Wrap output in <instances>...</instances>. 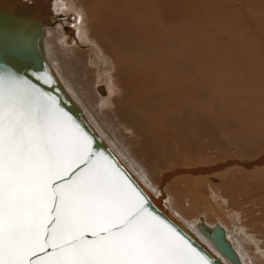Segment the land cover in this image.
I'll return each mask as SVG.
<instances>
[{"label": "rangeland", "instance_id": "obj_1", "mask_svg": "<svg viewBox=\"0 0 264 264\" xmlns=\"http://www.w3.org/2000/svg\"><path fill=\"white\" fill-rule=\"evenodd\" d=\"M65 1L67 5L74 6L72 8H75L76 16L67 21L62 16L63 13H61L60 15L62 18L59 16L58 20L55 19L59 22V26L56 27V29L60 30L58 31L60 41L62 45L76 50L78 55L82 58L84 57L82 63L88 71L86 73V92L90 94L91 88H93L94 85L98 86L96 87V92L99 95L98 97H100L101 104L105 106L103 107L107 114H112V122L116 134L120 139L126 141L130 149L129 154L133 156L135 161L138 162V165L147 173L148 180L141 182L142 186H144V188L147 187V189H151L150 187H152L153 192L157 193L159 189H157L156 185L159 184L165 172L168 173L174 168L187 169V171L196 173L192 174L191 172H187L184 176L173 178L163 189V192L167 194L165 199L171 207L168 211L172 213L174 217L182 218L185 222L199 214H203L204 210L206 213L208 212V214H210V217H226L229 209L232 210L235 208L236 210L235 206L233 207L230 205H228V207H231L229 209L226 208L227 205L223 209H219L218 205L222 203L214 200L216 196L220 198L224 196L226 197L224 198L225 200L230 198L231 201L237 203V207L240 208L242 212L247 215L249 212L248 218L243 219L245 224L249 225L257 214H260L259 216L264 215V212H259V209L264 205V197L260 195L259 197L255 196L258 191L256 193L255 191L251 192V189H254L257 184H261L260 178L256 179L255 176L251 177L247 174H245V176L244 173L241 174V169L237 168L233 170L226 168L221 169L214 179L209 176L210 174L197 176V174H200L203 170L202 168L218 164L224 165L225 167L227 164L226 162L242 161L245 157L251 160L249 156L256 159L264 155L262 152L264 150V143H262L263 149L256 152L253 151L251 147H242L237 144L236 141V135L242 132L241 138L244 141H248V143H252L254 136L247 135L246 133L249 128V120H252V118L254 119V117L260 120L258 126L260 129L263 128L260 134L262 135V140L264 139V120H261V116L264 114V88H261L262 85L260 82L262 79L264 81V0H165L166 3L163 4L166 7V13H162V16L159 17L161 20L155 19V22L159 21V23L161 22L164 26H161V24L159 26V24H157L158 22H156V26L159 27L147 29L145 26L146 24H140V28L135 32L143 35L140 38L142 45L150 48L151 53L160 57L161 61L167 60L166 53L170 54L172 49L173 53L180 51L178 47L179 41H182V43L187 46L189 54H194L189 56V67L185 69L186 72L184 77L187 76L188 78L189 93H186L188 96L187 103L183 106V110L186 109L188 114H184L185 119H189L190 116L192 117L195 115L201 118L200 124L197 126L196 130L193 131L194 133H185L186 131H180V129L176 131V129H174L173 131L170 130L166 136L161 137H158V135L155 134L156 132H150L151 130L147 128L149 127L147 113L149 112L153 115L157 114V117L162 121L161 117H164V114H162L164 113L163 107L159 108V106H155L152 108L151 106L152 109H148L147 105H142V107H140L141 110H139L141 111L140 113L136 112L133 107H129L126 96L122 94V82L124 79L122 76L117 75L113 59L108 58L107 53L110 52L107 48L106 50L99 48L104 46L102 44L100 45L97 40L96 42L98 43L96 45L95 39H93L92 46L89 40L90 37L87 35V30H83L85 29L83 18L87 15L83 11V7H87L90 16L98 19L99 23L103 26L101 21L103 10L98 8L103 6H94V1L90 2V0ZM67 8L71 7H66V9ZM76 8L79 9V12L76 11ZM167 13L170 14V18ZM164 14L166 15L164 16ZM162 17H166V19H162ZM144 20H146V18H144ZM168 20L171 21L170 24ZM111 21L112 20L108 19V22ZM132 24L129 30L133 29ZM84 31L86 32L84 33ZM90 33H92L90 34L91 36L96 34L94 31ZM118 33L121 39L115 43L116 45L125 44L130 37L133 36L129 31H118ZM79 37L87 41H82ZM170 37L173 39L172 42L176 41L177 43H170ZM84 42L89 43L84 44ZM160 42H163L166 48H161L159 46ZM171 45L174 48H172ZM45 46L46 52H51V43L48 39L45 41ZM90 50L95 56L93 57L92 55V59L79 53H88ZM94 50L97 53H94ZM178 53L177 55L181 56V52ZM101 54L104 55L105 62L101 60ZM152 57L157 60L155 56ZM107 58L110 61L109 64L106 62ZM251 60L252 63H250ZM174 63L180 64L179 60L176 58L172 59V64ZM100 70L101 72H99ZM197 71L202 73L201 78V73L199 74ZM249 72L258 73L259 75H252L253 78H251ZM113 73H116L115 77ZM256 76L261 78L258 80L257 86L251 84V82L257 79ZM212 80L214 81L211 83L210 81ZM101 85L103 87H109V91H100ZM196 87H200L199 92L195 90ZM202 87L204 88L203 90H201ZM79 88L81 89V87ZM68 89L73 93L75 92L80 98L76 85L71 84V87ZM73 93L71 94L73 95ZM198 97H200V100ZM188 99L192 100L189 101ZM81 103L83 104V102ZM193 110L196 112L192 113ZM121 111H125L127 114L133 112L136 116H139L137 117V124L134 126L137 129L136 131L129 130L127 134H124V127L131 125L132 120L128 119L126 121L125 116H121ZM163 119V122H168L165 118ZM92 120L94 121L95 119ZM163 122L160 124L161 122L158 123L156 119V124H160L158 127H162ZM253 123L256 124V122ZM219 132H221L223 136L219 134ZM256 132L257 136H260L258 135L260 131ZM149 134H151L152 137ZM173 135L174 137H172ZM218 135H220V137ZM223 137H228L227 140H229V143H232L228 145L229 143H225L226 139ZM171 138H175V140ZM220 139L223 141L222 144L217 142ZM224 167L220 166V168ZM259 167L263 169V174L264 166ZM235 186L239 188L244 187L240 190L238 188L237 193H235V199H233L230 190ZM247 186H253V188L249 187L247 189ZM227 188L230 190L227 191ZM187 209H191L192 213H190V215L188 214L189 216L186 217L183 213L186 212ZM208 209H211V211H208ZM173 212L175 214H173ZM251 214L252 216H250ZM258 225V231L255 235H257L256 238L258 241L262 240L261 243L263 244L264 224L262 225L259 223Z\"/></svg>", "mask_w": 264, "mask_h": 264}, {"label": "snow or ice", "instance_id": "obj_2", "mask_svg": "<svg viewBox=\"0 0 264 264\" xmlns=\"http://www.w3.org/2000/svg\"><path fill=\"white\" fill-rule=\"evenodd\" d=\"M51 86L47 73H33ZM50 250V251H49ZM42 254V255H41ZM0 264H207L60 107L0 70Z\"/></svg>", "mask_w": 264, "mask_h": 264}, {"label": "bare ground", "instance_id": "obj_3", "mask_svg": "<svg viewBox=\"0 0 264 264\" xmlns=\"http://www.w3.org/2000/svg\"><path fill=\"white\" fill-rule=\"evenodd\" d=\"M92 1H94V6L96 5L103 6V7H98L101 10H103V15L101 16V19H102L101 21H102L103 26L101 25V23H99L98 19H95L93 16L92 17L90 16V12L87 10V7H83V11L88 15V16L85 15L84 16L85 18H83V20L85 21V22L83 21V24H85V29L83 30H87L88 34L87 33L86 34L88 35V37H90L89 40L91 41L92 46H93V43H92L93 39H95V42L97 40L100 43V45L102 44L104 46V47H99V48H103L105 50L107 48V50L110 52V53H107L108 58L113 59V61L115 62L114 68L117 72V75L122 76V78L124 79L122 82V87H123L122 94L126 96L127 99L126 98L125 99L129 103L128 106L133 107L134 110H136V112L138 113L141 112L139 110H141L140 107H142V105L144 106L147 105L148 109H152L155 106L156 107L159 106V108L163 107L164 113L162 114H164L163 118H165L166 121H168L167 123L163 122L164 119L162 117H161L162 119L161 121L160 118L157 117L158 116L157 114L153 115L149 112L147 113L149 115V117L147 115V122L149 124V127L147 128L150 129L151 130L150 132L152 133L156 132L155 134H157L158 137L166 136V134L169 133L170 130L173 131L174 129H176V131L178 129H180V131H186L185 133H188V132L192 133L194 130H196L197 126L200 124L201 118L200 117L198 118L197 116L194 115L192 117L190 116L191 120L190 118L185 119L184 114H187V111L186 109L183 110V106H185L187 103L188 96L186 95V93H189L188 78L187 76L184 77L185 72H186L185 69H188L189 67V60H190L189 56L194 55V54H189L187 46H185L184 43H182V41H179V45L178 44L177 45L180 50L178 52H181L180 53L181 56L177 55L178 52L177 53L174 52L176 53L174 54L173 49H172L170 54L166 53L167 60L161 61L160 57H157L156 55L151 53L150 48L142 45V41L140 38L143 35L135 32L138 28H140L139 27L140 24H146L145 26L147 27V29H150L151 27H159L161 22L159 23V21H156L158 22L157 24H159V26H156L157 24L155 22V19L161 20V18L159 17L162 16V13H166L167 11L166 7L163 4V3H166V1L165 0H90V2ZM41 6L44 10H46L47 12L46 15H49L50 23H51L46 28V37H45L51 43V52L49 53L46 52L47 61L49 62L50 66L54 70L56 76L59 78L62 85L66 88V90L71 95L75 103L78 105L80 110L83 112L87 122L92 126V128L96 131L99 137L106 143V145L109 147L111 152L120 161V163H122V165L128 170L131 176L143 188V190L148 195V197L151 199V201L154 203V205L158 207L166 215L170 216V218L178 221L179 223L184 225L186 228H188L190 231L196 233L198 237L202 239V241H205L206 243H208L211 249L215 253H217L221 262H224L225 264H233L226 257L225 258L227 260L224 259V256L218 253L212 247V245H210L209 241L201 235V233L198 230V225L200 223H205L210 227H213L216 224H220L226 232L227 239L232 243V246L234 247L235 251L239 254L240 259L243 264H264V243L263 244L261 243L262 240L258 241V239L256 238L257 235H255L256 232L258 231L257 230V228L259 227L258 224L259 223H261L262 225L264 224V215L259 216L260 214L259 215L257 214L249 225L245 224L243 222V219L248 218L247 216H249V212H248V215L242 212L240 208L237 207V203L231 201L230 198H227L225 200L224 198L226 197L223 196V198H220L215 195L216 197L214 200L216 202L220 201L222 203V204L219 203V205L217 204L219 209H223L224 207H226V205H227L226 208L229 209L231 207H228V205H230L233 207L235 206L236 210L235 208L232 210L229 209L227 211L226 217H221V216L210 217V214H208V212L206 213L204 210L203 214H199L197 216L193 215L195 217L185 222L182 220V218L174 217L172 213L168 211L169 209H171V207L168 204L167 200L165 199L167 197L166 196L167 194H165L166 192H163V189L166 186V184L169 183L170 180L173 178L175 179V178H179L180 176H184L187 174V172H191L192 174L196 173L193 171H187V169L174 168V169H171V171L168 173L165 172L166 174L165 173H164L165 175L163 174V176L161 177V180L159 181V184L156 185L157 189H159V192H157L158 194L156 192H153L152 187H150L151 189H147V187L144 188V186H142L141 182H143L144 180L146 181L148 180L147 173L142 169L140 165H138V162L135 161L133 156L129 154L130 149H129V146L126 144V141H124L123 139H120L119 136L116 134V131L114 129V125L112 122V114H109V115L107 114L106 110L104 109L105 106L101 104V100L99 99L100 97H98L99 95L96 92V87L98 86L94 85L93 88H91L90 94H87L86 92V87H87L86 73L88 71L85 69L82 63V59H84V57L82 58L80 55H78L76 50L70 49L62 45V42L60 41V38L58 36L59 35L58 31L60 30L56 29V27L59 26L58 24L59 22L56 21L55 19L58 20L59 16L61 18L63 16L64 19H66L67 21L70 19H73L74 16H76L75 8H72L74 6L67 5L65 0H41ZM62 7H65V8H62ZM66 7H71V8L66 9ZM76 11L79 12V9L76 8ZM61 13H63L62 16L60 15ZM165 15L166 14H164V16ZM169 15L170 14H168V16ZM144 18H146V20H144ZM108 19L112 21L108 22ZM162 19H166V17H162ZM170 23L171 21L169 22V24ZM131 24L133 26V29L129 30ZM162 25L163 24H161V26ZM92 31L96 33L95 35H92L93 37L90 35L92 34L90 33ZM118 31L120 32L129 31L131 34H133V36L130 37V39L125 44L116 45L115 43L120 41L121 39L120 38L121 36L119 35ZM85 32L86 31H84V33ZM47 39H44V45ZM81 40L85 41L86 39L81 38ZM144 40H147V39H144ZM169 41H171L170 43L172 44L177 43L176 41L172 42L173 39L171 37L169 38ZM98 42H96V45ZM87 43L84 42V44H87ZM159 46L161 48H166L163 42H160ZM172 48L174 47L172 46ZM45 49H46V46H45ZM79 53L83 54L84 56H87V58L92 59L93 52L91 50L88 53L87 52L85 53L79 52ZM94 53H97V52H95L94 50ZM152 56H155L157 60H155ZM93 57L95 56L93 55ZM100 58L103 62H105L103 54L100 55ZM108 58L106 59V62L109 64L110 61ZM173 58L178 59L180 64L179 65L175 63L172 64ZM250 63H252V60L250 61ZM182 66H183V70H182ZM99 72H101V70ZM198 73L200 74L201 72L199 71ZM113 74H115L114 75L115 77L116 73H113ZM255 74H258V73L249 72V76L251 78H253L252 75H255ZM201 77H202V73H201L200 78ZM256 78L257 79L254 78L255 81L251 82V84L255 86H257L258 84V80L261 79V78H258L257 76ZM213 81L214 80L210 82L212 83ZM114 82H117V81H114ZM260 82L262 85L261 88H264L263 79ZM71 84H74L77 86L78 95L80 96V98L75 94V92L73 93L68 89L71 87ZM79 87H81V89ZM200 87H196L195 90L199 92ZM100 88H101V91L102 90L104 92L109 91V87L107 88L101 85ZM203 89L204 88L202 87L201 90ZM71 93H73L74 96ZM198 98L200 100V97ZM188 100L190 101L192 99H188ZM81 102H83V104ZM127 109H130V108H127ZM121 112H122L121 116L124 115L126 118V121L128 119L132 120L131 125L124 127L125 129L124 134H127L129 130L136 131L137 129L134 126H136L137 121H138L137 117L139 116H136L133 112H129L128 114L125 111H121ZM195 112L196 111L193 110L192 113H195ZM255 118L256 117H254V119L252 118V120L251 119L249 120V125L246 123L249 127L248 132L246 134L254 136L252 143H248V141H244L241 138L242 132L236 135V141H237V144L241 145L242 147L244 148L251 147L253 151L258 152L259 150L263 149L262 143H264V139L262 140V137H261L262 135L260 134L263 128L260 129L258 126V123L260 120H257ZM261 118H262L261 120H264V114H262ZM92 119H95L94 120L95 123ZM156 119L158 120V123L161 122L160 124H162L163 122L162 127H158V125L160 126V124L158 125L156 124ZM253 122H256V124ZM256 131L258 132L260 131L258 133V135L260 136H257ZM219 134H222V133L219 132ZM149 135L152 137L151 134ZM218 136L220 137V135ZM172 137H174V135ZM175 138H178V137H175ZM175 138L173 139L175 140ZM223 138L226 139L225 143H229V140H227L228 137H223ZM217 142H219L220 144L223 143L221 139L218 140ZM231 143H229L228 145H230ZM262 152L264 154V150ZM209 157H212V156H209ZM246 158L247 157H245V159H243L242 161H230L231 163L226 162L227 164L225 163L226 164L225 167L224 165L218 164V165H212L207 168H202L203 170L200 172V174H197V176L199 175L202 176L204 174H210L209 176L213 177L212 179H214V177L217 175L219 171H221V169H225V168L229 170H233L236 168L241 169L242 171L241 174L244 173V175L247 174L251 177L255 176L256 179L257 178L261 179V184L259 185L257 184V186H255L254 189H251V192L255 191L256 193L258 191L257 194H255V196L259 197L260 195L264 197V176H263L264 173L262 174L263 169L259 167V166H264V155L263 156L261 155L259 158H256V159L252 158V156H249L251 160L246 159ZM252 159H255V160H252ZM220 166L224 168H220ZM243 187L239 188L238 186H235L234 188H232V190L227 188V191L230 190L232 192L233 199H235V193H237L238 188L240 190ZM249 187L253 188V186H247V189ZM211 209H208V211H211ZM260 211H262V213L264 212V205H262V208L259 209V212ZM190 213H192V210L187 209L186 212H184L183 214L187 217L190 215ZM173 214L175 213L173 212ZM252 214L250 216H252Z\"/></svg>", "mask_w": 264, "mask_h": 264}, {"label": "water", "instance_id": "obj_4", "mask_svg": "<svg viewBox=\"0 0 264 264\" xmlns=\"http://www.w3.org/2000/svg\"><path fill=\"white\" fill-rule=\"evenodd\" d=\"M46 14V10L41 6V0H0V70L9 68L18 75L29 79L43 92L56 97L60 107L72 116L87 134L92 137L94 148L97 151L104 152L118 163L128 174L131 182L148 197L143 188L87 122L83 112L62 85L47 61L44 39L46 37V28L51 23L49 15ZM33 73H47L51 77V86L48 83L36 80L32 75ZM102 92L104 91L102 90ZM148 201L150 210L174 226L192 247L206 257L207 264H225L220 261L219 256L211 249L209 244L202 241L196 233L162 212L149 197ZM198 230L210 242V245L231 263L243 264L220 224L210 227L205 223H200Z\"/></svg>", "mask_w": 264, "mask_h": 264}, {"label": "flooded vegetation", "instance_id": "obj_5", "mask_svg": "<svg viewBox=\"0 0 264 264\" xmlns=\"http://www.w3.org/2000/svg\"><path fill=\"white\" fill-rule=\"evenodd\" d=\"M210 243V242H209ZM224 259H226L225 257H224ZM227 260V259H226Z\"/></svg>", "mask_w": 264, "mask_h": 264}]
</instances>
